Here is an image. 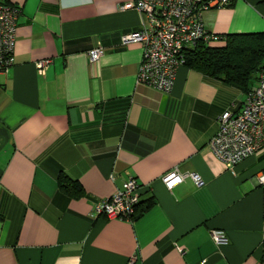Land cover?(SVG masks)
<instances>
[{
  "label": "crops",
  "instance_id": "1",
  "mask_svg": "<svg viewBox=\"0 0 264 264\" xmlns=\"http://www.w3.org/2000/svg\"><path fill=\"white\" fill-rule=\"evenodd\" d=\"M136 1L0 0L21 10L0 76V264H264V154L227 169L209 148L219 115L247 94L183 65L169 94L138 84L142 46L121 43L145 20L124 9ZM203 23L220 36L264 32V0L210 8ZM172 171L203 185L168 189ZM61 175L81 193L60 189ZM130 179L135 217L92 218Z\"/></svg>",
  "mask_w": 264,
  "mask_h": 264
},
{
  "label": "built area",
  "instance_id": "2",
  "mask_svg": "<svg viewBox=\"0 0 264 264\" xmlns=\"http://www.w3.org/2000/svg\"><path fill=\"white\" fill-rule=\"evenodd\" d=\"M233 0H137L124 5V9L135 8L144 17L137 32L121 36V43H140L142 60L138 70V84L161 93L172 91L177 68L184 63V50L198 43L220 41V35L206 31L203 13L210 8H225ZM20 7L0 5V76L7 74L14 64L16 22ZM103 47L98 45L88 53L89 60H98ZM49 61L36 64L42 72ZM218 130L210 140L209 148L227 169L255 154H264V65L258 72L255 87L247 93L241 110L236 114L223 111L218 117ZM190 178L198 187L203 180L198 174H180L172 171L162 181L168 189ZM264 184V175L258 178ZM140 202L139 185L130 179L109 198L94 206L92 218L105 216L107 219L130 221L134 218ZM212 241L223 246L228 238L222 230L211 231Z\"/></svg>",
  "mask_w": 264,
  "mask_h": 264
},
{
  "label": "trees",
  "instance_id": "3",
  "mask_svg": "<svg viewBox=\"0 0 264 264\" xmlns=\"http://www.w3.org/2000/svg\"><path fill=\"white\" fill-rule=\"evenodd\" d=\"M221 37L220 41L210 44L200 42L194 48L184 50L183 66L247 94L264 65V32L226 34ZM58 187L74 194L82 191L77 183L64 175L58 178ZM153 204V200L148 201L145 210Z\"/></svg>",
  "mask_w": 264,
  "mask_h": 264
}]
</instances>
